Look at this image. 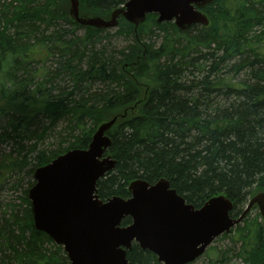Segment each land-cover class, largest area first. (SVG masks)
I'll return each instance as SVG.
<instances>
[{
	"label": "trees",
	"instance_id": "obj_1",
	"mask_svg": "<svg viewBox=\"0 0 264 264\" xmlns=\"http://www.w3.org/2000/svg\"><path fill=\"white\" fill-rule=\"evenodd\" d=\"M128 1L79 0L80 15L110 20ZM69 9V0H0V118H8L0 146L9 141L17 155L2 166L31 177L87 149L99 126L116 119L108 132L116 166L98 182L101 200L128 199L136 180L166 179L197 209L226 195L240 217L264 193V0H215L203 9L209 26L185 32L155 15L137 30L120 18L116 34L132 43L113 55L94 49L107 30L77 25ZM98 83L104 89L94 92ZM29 189L0 218V264H70L35 229ZM250 214L222 237L233 246L208 264H264V222ZM127 259L160 264L137 244Z\"/></svg>",
	"mask_w": 264,
	"mask_h": 264
},
{
	"label": "water",
	"instance_id": "obj_2",
	"mask_svg": "<svg viewBox=\"0 0 264 264\" xmlns=\"http://www.w3.org/2000/svg\"><path fill=\"white\" fill-rule=\"evenodd\" d=\"M215 0H129L112 13L110 20L81 16L79 0H69L71 20L97 30L117 28L122 17L136 30L149 15L157 23L173 22L181 31L195 25L209 26L202 9ZM116 119L103 123L87 149H74L34 171L28 191L34 227L61 246L70 264H131L128 251L134 244L154 254L161 264H191L224 234L240 225L256 205L264 220V193L250 200L238 218L233 202L220 195L201 208L188 204L168 180L155 184L136 180L130 197L99 198L98 182L111 172L116 161L108 155V132ZM126 218L132 220L122 226Z\"/></svg>",
	"mask_w": 264,
	"mask_h": 264
},
{
	"label": "rangeland",
	"instance_id": "obj_3",
	"mask_svg": "<svg viewBox=\"0 0 264 264\" xmlns=\"http://www.w3.org/2000/svg\"><path fill=\"white\" fill-rule=\"evenodd\" d=\"M117 29L107 30L106 33L101 35L102 41L95 45V50H104L107 51L108 54L113 55L117 51H121L125 49L129 44L132 43V38H125L123 36H119L116 34ZM85 30H76V36L84 37ZM92 46L88 48L90 51ZM37 67V66H35ZM41 66H39L40 68ZM55 67L54 64L48 63L47 68ZM38 70V69H37ZM238 79L243 78V74H238ZM64 85V84H63ZM62 85V86H63ZM63 87H66L68 90V84H65ZM104 89V85L95 84L92 88L94 92L101 91ZM8 122V118H0V136L3 134V129L6 127ZM66 124H60L58 130H61L65 127ZM50 144H56V141H49ZM13 151L12 144L9 141H4L0 146V218L9 216L14 213V207H18L21 203V197L24 195V191L29 189V182H33V176H29L26 174L27 169L17 172L7 171V167H3L2 164H8L9 156L12 155L13 158L17 157ZM259 211L253 210L249 215L250 219H253L257 216ZM243 226V225H242ZM231 239H217L213 245L207 250L205 255L198 259L196 262L192 264H208L210 261L218 258L219 253L221 251L227 250L229 247H232ZM239 248V247H238ZM238 248L236 250H238ZM231 260V259H230ZM229 260V261H230ZM241 260L232 258L231 264H239Z\"/></svg>",
	"mask_w": 264,
	"mask_h": 264
}]
</instances>
